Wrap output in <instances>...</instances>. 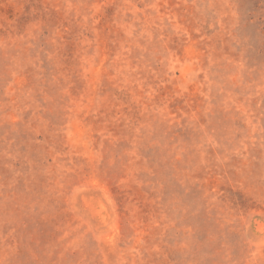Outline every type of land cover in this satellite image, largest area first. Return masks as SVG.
<instances>
[{
  "label": "rangeland",
  "instance_id": "obj_1",
  "mask_svg": "<svg viewBox=\"0 0 264 264\" xmlns=\"http://www.w3.org/2000/svg\"><path fill=\"white\" fill-rule=\"evenodd\" d=\"M0 264H264V0H0Z\"/></svg>",
  "mask_w": 264,
  "mask_h": 264
}]
</instances>
